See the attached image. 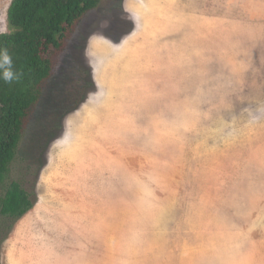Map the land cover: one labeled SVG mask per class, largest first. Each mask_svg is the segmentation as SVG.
<instances>
[{"label": "rangeland", "instance_id": "374dc122", "mask_svg": "<svg viewBox=\"0 0 264 264\" xmlns=\"http://www.w3.org/2000/svg\"><path fill=\"white\" fill-rule=\"evenodd\" d=\"M74 30L0 264H264V0H101Z\"/></svg>", "mask_w": 264, "mask_h": 264}, {"label": "trees", "instance_id": "16d2710c", "mask_svg": "<svg viewBox=\"0 0 264 264\" xmlns=\"http://www.w3.org/2000/svg\"><path fill=\"white\" fill-rule=\"evenodd\" d=\"M100 1L11 0L7 7L0 50L7 49L16 78L6 82L0 76V220L14 222L33 208L31 193L21 182L9 180L11 166L33 113L48 93L60 54L76 25ZM46 126L30 133L39 157L49 144L48 138L41 139Z\"/></svg>", "mask_w": 264, "mask_h": 264}, {"label": "clouds", "instance_id": "9594fccd", "mask_svg": "<svg viewBox=\"0 0 264 264\" xmlns=\"http://www.w3.org/2000/svg\"><path fill=\"white\" fill-rule=\"evenodd\" d=\"M0 76L6 82H11L16 78L12 71V59L7 49L0 50Z\"/></svg>", "mask_w": 264, "mask_h": 264}, {"label": "crops", "instance_id": "0c3cea01", "mask_svg": "<svg viewBox=\"0 0 264 264\" xmlns=\"http://www.w3.org/2000/svg\"><path fill=\"white\" fill-rule=\"evenodd\" d=\"M97 62H98V57H97Z\"/></svg>", "mask_w": 264, "mask_h": 264}]
</instances>
